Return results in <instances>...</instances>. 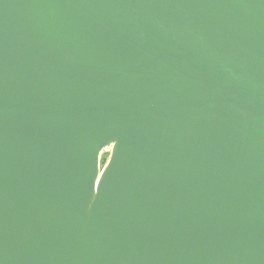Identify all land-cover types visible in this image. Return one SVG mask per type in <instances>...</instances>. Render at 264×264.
Returning <instances> with one entry per match:
<instances>
[{
  "label": "water",
  "instance_id": "obj_1",
  "mask_svg": "<svg viewBox=\"0 0 264 264\" xmlns=\"http://www.w3.org/2000/svg\"><path fill=\"white\" fill-rule=\"evenodd\" d=\"M0 264H264V0H0Z\"/></svg>",
  "mask_w": 264,
  "mask_h": 264
},
{
  "label": "rangeland",
  "instance_id": "obj_2",
  "mask_svg": "<svg viewBox=\"0 0 264 264\" xmlns=\"http://www.w3.org/2000/svg\"><path fill=\"white\" fill-rule=\"evenodd\" d=\"M108 157H109V153L108 152H105L103 154V157L102 158H104V161H107Z\"/></svg>",
  "mask_w": 264,
  "mask_h": 264
},
{
  "label": "trees",
  "instance_id": "obj_3",
  "mask_svg": "<svg viewBox=\"0 0 264 264\" xmlns=\"http://www.w3.org/2000/svg\"><path fill=\"white\" fill-rule=\"evenodd\" d=\"M106 163V161H104V158H102V165H104Z\"/></svg>",
  "mask_w": 264,
  "mask_h": 264
}]
</instances>
